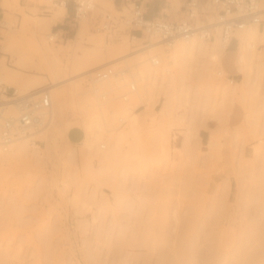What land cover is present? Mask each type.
<instances>
[{
  "label": "rangeland",
  "instance_id": "1",
  "mask_svg": "<svg viewBox=\"0 0 264 264\" xmlns=\"http://www.w3.org/2000/svg\"><path fill=\"white\" fill-rule=\"evenodd\" d=\"M169 1V17L179 18L180 0ZM94 2L88 15L74 26L67 22V32L53 38L51 24L67 20L65 8L55 7L48 18L35 8L27 13V7L15 6L17 0L3 5V64L29 75L39 84L36 88L50 85L53 71L62 80L50 92L45 137L44 130L32 135L39 140V154L24 139L27 156L0 161V264L262 263L264 65L255 68L249 84H240L242 74L233 66L235 40L224 55L227 74H219L215 62L201 54L177 57V68L164 50L172 44H163V59L151 65L159 72L169 67L177 80L165 90L167 99L156 91L139 99L128 84L131 73L144 76L146 69L131 52L117 54V46L124 38L130 41L128 50L158 38L143 34L133 40L123 25L117 33L101 30L99 14L127 10ZM47 19L49 27L43 25ZM254 42L264 54V41ZM113 61L114 70L128 73L100 84L92 82L94 73L80 72ZM0 82L9 85L5 77ZM135 82L140 90L142 81ZM21 87L23 93L36 89ZM2 99L7 96L0 92ZM2 110L4 115L16 113V108ZM247 111L250 123L237 130ZM133 112L138 121L131 129ZM71 127L80 132L73 130L69 138ZM93 133L100 134L97 142L104 147L95 143L97 150L87 148L85 138ZM107 149L109 157L102 160Z\"/></svg>",
  "mask_w": 264,
  "mask_h": 264
},
{
  "label": "built area",
  "instance_id": "2",
  "mask_svg": "<svg viewBox=\"0 0 264 264\" xmlns=\"http://www.w3.org/2000/svg\"><path fill=\"white\" fill-rule=\"evenodd\" d=\"M43 13H49L57 6L67 7L68 0H47ZM123 5L116 9L121 12L125 7L127 14H113L109 11L99 14V27L109 33H117L120 26L128 31L129 35L157 37L164 44L170 45L176 38L183 40L197 39L211 42L218 39L225 44L227 50L232 40L238 43L235 32L251 24L264 28V4L262 0H180L178 11L182 14L179 18L169 17L173 4H167V9L162 12L149 14L145 0H122ZM94 0H72V11L66 15L68 25H75L78 20L88 15L95 6ZM0 27L5 23L0 16ZM58 30L54 31L57 35ZM155 60L154 65H158ZM128 69L114 70L106 65L94 70L93 78L107 79L128 73ZM129 76V75H128ZM130 77V76H129ZM234 81L233 77L227 76ZM136 85V84H135ZM129 91L134 87L128 84ZM97 91L98 89L95 88ZM0 92L7 96L15 108V114L4 115L0 107V148H8L14 142L25 139L38 143L32 135L46 124L45 115L51 106V96L47 89L36 88L26 93L18 94L16 89L0 82ZM103 96V95H101ZM125 99V96H123ZM122 123L123 120L119 119Z\"/></svg>",
  "mask_w": 264,
  "mask_h": 264
},
{
  "label": "bare ground",
  "instance_id": "3",
  "mask_svg": "<svg viewBox=\"0 0 264 264\" xmlns=\"http://www.w3.org/2000/svg\"><path fill=\"white\" fill-rule=\"evenodd\" d=\"M262 4H264V0H262ZM58 7L61 8V10H64L63 6H58ZM55 17L56 16H54L52 18H55ZM43 25L45 27H49V20L48 19L45 20V23H43ZM54 35H55L54 32H51V38H53ZM235 35L238 38V44H237L236 55L234 57V63L236 64L238 72H240L242 74V80H241L240 84H242V83L243 84H249L252 80L253 75L255 74V68H258V67H261L262 65H264V54H262L260 52V50L258 49V47L256 45V42H254V39H256V38H261L264 41V28L262 30H260V28L257 26V24H251V25H248L247 27H245L244 29L237 31V33ZM141 37L142 36L130 35V38L133 40H137ZM179 39L180 38H176L173 40V43H171L172 44L171 49L164 48L166 56L170 58V61L173 62V64H175L177 66V68H181V64L178 63L177 57H184V56L185 57H187V56L191 57V56H195V55L197 56V54H201V57H203V58L206 56L205 60L208 58L211 61L215 62L216 67H217V72L219 74H226V72L224 71L223 67L221 66V62H220L221 57L225 52V44H223L222 42L217 43V42L213 41L212 45L206 46L207 42L206 41L204 42L203 40H197V39L193 38V39H189V40H184L185 42L183 41L184 42L183 43V42H181V39L180 40ZM129 42H130L129 39H127V38H124L123 40H121L120 44L117 46L118 52L120 51L121 54H126L128 52H131V54L136 56L137 61L144 65L143 68L146 69L145 75L143 74L144 72L142 73L144 76L139 74V72H137V74H136V72L131 73L132 75L134 74L133 76L131 75L132 81H133L131 83V85H133V87L135 89V90H133V92L135 91L137 93L136 96L139 97V99H142L143 97H147L149 95H152L155 91L159 92V93L160 92L163 93V96L165 97V99H167L164 94H167L168 91L165 92V90L167 89V87L171 86L172 83H174V81L177 80L176 79L177 75L169 67L168 68L166 67L164 69L162 68L163 71H161V72H159L157 70L158 71V73H157V71H156L157 66L151 65V64L155 63V60H157L158 63H160V58L163 57L162 56V52H163L162 45L164 44L163 41L159 40V39H155L151 42L149 41L148 43H145L144 45H138V46L128 50V48H130ZM120 52L117 54H120ZM120 56H123V55H119V57ZM197 57H200V55H198ZM116 63H117V61H113L109 65H112L113 67H115ZM100 64H96V65L94 64L92 66H88L80 72H85V73L88 72V75H92L93 71H91V70L100 66ZM52 74H53L52 75V78H53L52 83L46 87L45 86L43 87V88L47 89L49 91V93L53 89L57 88V86L60 85L59 83L62 80L59 78V75L55 74L54 71ZM4 77L9 82V85L12 86L13 88L15 87V89H17V91H20L21 94L24 92L23 88L21 87L23 85L27 86L29 84L35 88L39 87V84H36V82L35 83L31 82L33 80L31 78H29L30 77L29 75L27 76L19 70L8 69L3 64V62H0V79H2ZM32 78H33V76H32ZM116 78H118V77H116ZM103 80H107V82H109L108 78L103 79ZM95 81L102 83L101 79L93 78L92 82H95ZM135 81H137V82L142 81L141 84L142 83L143 84L140 87H142L143 89L140 88V90H139L138 88H136L135 84H137V83ZM117 82H119V81L117 80ZM134 82H135V84H134ZM231 82H233V81H231ZM79 84H80V82L78 81V82L74 83L72 87H74V89H75V88H77V86H79ZM236 84H239V83H236ZM137 87H139V86H137ZM60 95H62V94H59L57 96H60ZM122 96H125V98H128V96L126 94H124ZM163 102L165 103L164 105L166 106L167 100H165ZM163 102H162V104H163ZM0 107H2L3 109L8 108V110L9 111L12 110V112L15 109L14 105L11 102H8L7 99H2V102H0ZM164 107L161 108L160 112L164 109ZM51 108H52V102H51V106L49 108L50 112H51ZM91 108L87 109V110L93 111ZM83 110H84V108H83ZM85 110H84V112H85ZM86 113H88V112L86 111ZM80 115H82V114H80ZM87 116H88V114H87ZM96 116L97 115H95V117ZM53 117H54V114L52 116V121H53ZM83 117H84V115H83ZM137 117H138V113L133 112L132 118L130 120V128L131 129H133L135 126V123H137L136 122V121H138ZM85 119H86V117H85ZM249 119H250V114H249V111H247L244 114V120L242 119L243 122H241L235 126L237 128V130H238V128H240L243 125L244 122L246 123V125H247V122L250 123ZM97 121H98V119H97ZM94 122H95V120H94ZM136 126H135V128H136ZM46 129H48V127L45 128V130H44V128L40 129L41 131L44 130L42 132L43 133L42 135L44 137L48 131V130L46 131ZM40 130H39V132H41ZM242 131H243V129H242ZM240 132H241V129H240ZM94 134L95 133H93L92 138H90V137L85 138L84 143L87 146V148L92 147L94 149L95 143H99L98 145L101 148L104 147L105 146L104 142L103 143H101L100 141L97 142V139H99V137H101L100 134L97 133V135H95V136H94ZM164 137L162 139H163V146L165 148L167 145L168 139L164 138ZM209 141H211V138ZM29 145L34 146V147H31V152H33V154H35V155L39 154L40 151H39L38 147H36L37 145L34 142H30ZM95 149L97 150V147ZM106 152H108V153H106ZM109 152H110V149H107L105 151L106 154L105 155L101 154L102 156L100 158L102 160L108 159L109 155L107 156V154H109ZM9 155H11L13 158L14 157L27 156L28 155V148H27L26 141L24 139L23 140L20 139V141H18L16 143L14 142V144L11 147L9 146L6 149L0 148V161L3 159H7V156H9ZM262 253H263V250H262ZM263 255L264 254H262L261 257L259 256L260 260H262L261 261L262 263H260V261H259L260 264H264Z\"/></svg>",
  "mask_w": 264,
  "mask_h": 264
},
{
  "label": "crops",
  "instance_id": "4",
  "mask_svg": "<svg viewBox=\"0 0 264 264\" xmlns=\"http://www.w3.org/2000/svg\"><path fill=\"white\" fill-rule=\"evenodd\" d=\"M102 1H104L106 3V5H109V6L113 7V9H115V10L119 9L123 5V1L122 0H102ZM145 2H147V7H148L149 14H155V13L162 12V10L167 9V7H166L167 4L171 5V2L169 0H145ZM4 4H5V0H0V16H2V18L4 16V8H3ZM15 6H17V7H27V9H26L27 13H32L33 12V10H32L33 8L36 9V12L43 13V9H44V7L41 6V5H36V4H33V3H26V2H24V0H17V4H15ZM53 10L55 11L56 9L53 8ZM71 11H72V0H68V5L65 8V12L67 14H69ZM16 15H17V17L20 16L18 13H16ZM46 15H47L48 18H50L51 15H52V12L46 13ZM66 23H67V20H65V22H64V18L58 19L56 22L51 24V30L52 29H56V30H58V32H65L66 33L67 32V29L65 27ZM225 54H226V49H225L224 54L221 57V61L220 62H221V66L223 67L224 71L226 72V70H225V68L223 66V60H224V55ZM2 57H4V54H3V52H2V50L0 48V62H2ZM233 66L237 69L236 64L234 63V59H233ZM226 74H227V72H226ZM73 130H76V131L80 132V130L78 128L71 127L67 131V136L68 137L70 136V133ZM79 138L76 139V140H71V139L70 140L74 142V141L79 140Z\"/></svg>",
  "mask_w": 264,
  "mask_h": 264
}]
</instances>
